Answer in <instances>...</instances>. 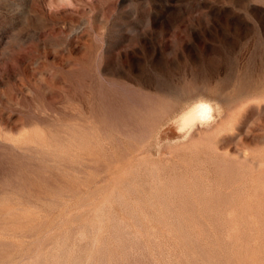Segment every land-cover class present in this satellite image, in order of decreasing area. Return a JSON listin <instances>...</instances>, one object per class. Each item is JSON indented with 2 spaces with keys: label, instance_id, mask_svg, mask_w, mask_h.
Returning a JSON list of instances; mask_svg holds the SVG:
<instances>
[{
  "label": "rangeland",
  "instance_id": "obj_1",
  "mask_svg": "<svg viewBox=\"0 0 264 264\" xmlns=\"http://www.w3.org/2000/svg\"><path fill=\"white\" fill-rule=\"evenodd\" d=\"M0 264H264V0H0Z\"/></svg>",
  "mask_w": 264,
  "mask_h": 264
},
{
  "label": "bare ground",
  "instance_id": "obj_2",
  "mask_svg": "<svg viewBox=\"0 0 264 264\" xmlns=\"http://www.w3.org/2000/svg\"><path fill=\"white\" fill-rule=\"evenodd\" d=\"M201 106V105H200ZM202 109V108H201ZM199 110V109H198ZM196 112V111H195ZM200 113V112H199Z\"/></svg>",
  "mask_w": 264,
  "mask_h": 264
}]
</instances>
